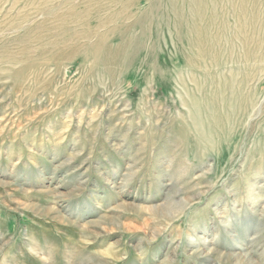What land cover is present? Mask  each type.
Wrapping results in <instances>:
<instances>
[{
	"label": "rangeland",
	"instance_id": "374dc122",
	"mask_svg": "<svg viewBox=\"0 0 264 264\" xmlns=\"http://www.w3.org/2000/svg\"><path fill=\"white\" fill-rule=\"evenodd\" d=\"M205 4L207 72L171 0H0V264H264V0Z\"/></svg>",
	"mask_w": 264,
	"mask_h": 264
},
{
	"label": "bare ground",
	"instance_id": "6f19581e",
	"mask_svg": "<svg viewBox=\"0 0 264 264\" xmlns=\"http://www.w3.org/2000/svg\"><path fill=\"white\" fill-rule=\"evenodd\" d=\"M176 0H171V3H173L172 6V12L170 14V17L174 18V20L177 22V24L179 25V28L176 32V35H177V38L179 40V42L181 43L182 46H185L187 45L192 51H193V56L189 59H187V61L189 63L192 62V58L194 59V63L195 61L197 60L198 62L201 63L200 67L202 68V65H203V68H205V71L207 72L208 70V64H207V57L213 52V57H215V63H219L220 59L222 58L221 57V54L220 52H222V50H218L216 52L215 48L213 46H211L210 44V41H209V35H208V32H207V29L204 28L203 30L201 28H198V27H201V26H197V25H194V27L192 28H188L187 25H185V20H184V17H183V13L180 12V10H182L181 8H178L176 6H174V2ZM180 1V0H179ZM187 1L190 5H195L196 6V9H193V8H189V11L192 12V17H193V21L195 20H198L200 17H202V13L205 12L206 10V0H185ZM237 1V0H236ZM230 2V1H229ZM233 2V1H232ZM223 3V2H222ZM236 3V2H235ZM234 3V5H235ZM241 3V1H240ZM218 4V3H217ZM183 5V4H182ZM242 5V4H241ZM245 4H243L242 6H244ZM189 6V5H188ZM183 8V6H182ZM215 8V7H214ZM241 10V9H240ZM244 9H242V12H243ZM237 11V10H236ZM241 12V13H242ZM191 14V13H190ZM216 14V13H215ZM244 14V13H243ZM204 15V14H203ZM217 15V14H216ZM246 15V13L244 14V16ZM247 16V15H246ZM214 17V16H213ZM212 17V18H213ZM217 18V17H216ZM203 19V18H202ZM211 19V18H210ZM237 22H238V27L236 32H235V35L237 38H239L240 40L242 39L244 45H246L248 43V34L245 33V29L242 28V26L244 27L243 24H245V22L247 20H245L243 18L242 15L240 16H237ZM255 20H252V23H250L251 25V28L255 26L256 24V17L254 18ZM145 22H141V20L138 22V27L140 28L141 30V33H142V37H145V40H147V37H149V35L152 33V31H155V30H158L161 26L159 25L160 23V20L161 18L159 16H156L151 14V16H146V18L144 19ZM147 20H150L151 22H147ZM170 20V19H169ZM214 20L216 21L215 17H214ZM249 20V19H248ZM207 21V20H206ZM211 21V20H210ZM255 21V23H254ZM213 22V20L211 21ZM174 23V22H173ZM198 24V22H196ZM172 25V24H171ZM211 25V24H210ZM197 26V27H196ZM215 26L212 25V27ZM247 26V25H246ZM211 27V28H212ZM202 31H201V30ZM213 29V28H212ZM211 29V30H212ZM254 29V28H253ZM223 30V29H221ZM170 31V30H169ZM210 31V30H209ZM250 31L251 29L249 30V35H250ZM254 34V33H253ZM218 36V35H217ZM225 36V35H224ZM211 38V37H210ZM216 38V37H215ZM223 39V38H222ZM150 40V39H149ZM223 41V40H222ZM145 42V41H144ZM144 42H141L139 44H143L144 46ZM217 42V41H216ZM219 44H221V41H219ZM149 45V44H148ZM217 46V44H216ZM219 49V47H218ZM151 50V49H150ZM223 56V55H222ZM250 57V55H248V58ZM197 63V62H196ZM194 65H198V64H194ZM199 66V65H198ZM197 66V67H198ZM196 67V68H197ZM199 67V69H200ZM201 69V70H204V69ZM198 69V68H197ZM207 74V77L209 78V75L208 73ZM212 92V91H211ZM213 98H215V93H213ZM225 95V94H224ZM209 101V100H208ZM195 102V103H194ZM193 102V106L194 108H198V103L196 101ZM213 105V104H211ZM208 107V105H207ZM205 142H208V144H211L212 145V139L210 138H207L205 139Z\"/></svg>",
	"mask_w": 264,
	"mask_h": 264
}]
</instances>
